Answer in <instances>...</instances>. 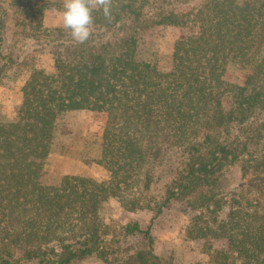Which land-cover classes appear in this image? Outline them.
I'll return each mask as SVG.
<instances>
[{
	"label": "trees",
	"instance_id": "16d2710c",
	"mask_svg": "<svg viewBox=\"0 0 264 264\" xmlns=\"http://www.w3.org/2000/svg\"><path fill=\"white\" fill-rule=\"evenodd\" d=\"M93 18L84 44L38 24L44 43L34 46L50 49L54 70L34 69L17 119L0 123V264H177L155 253L151 227L107 224L112 199L152 221L184 206L189 236L209 256L196 264H264V201L215 192L239 163L248 187L264 188V0H113L110 22L102 11ZM3 26L2 17L0 56ZM162 27L181 30L167 70L142 53ZM83 110L104 124L109 180L52 182L45 167L58 119ZM129 237L147 247L133 249Z\"/></svg>",
	"mask_w": 264,
	"mask_h": 264
},
{
	"label": "rangeland",
	"instance_id": "374dc122",
	"mask_svg": "<svg viewBox=\"0 0 264 264\" xmlns=\"http://www.w3.org/2000/svg\"><path fill=\"white\" fill-rule=\"evenodd\" d=\"M0 8L6 11L5 14L0 13L4 24L1 34L4 48L0 56V67L3 68L0 84V123H7L17 119L23 102L22 89L33 70H54V56L50 49L42 48L44 46L36 49L34 45L38 40L41 45L44 43V39L39 38V23L42 24V29L63 27V0H0ZM34 11L39 16L34 17ZM180 33L179 28L162 27L146 35L142 46L143 56L151 57L156 53L159 56L160 68L167 70L171 65L174 44ZM103 134L104 124L101 117L93 112L72 111L60 116L52 151L45 167L50 180L57 182L64 176H77L108 181L109 173L99 162ZM242 167L239 163L224 171L215 189L216 195L228 200L239 190L247 199L257 197L264 201V188L248 187L251 177L244 174ZM228 213L229 209L226 207L219 215L224 218ZM191 215L184 206L177 204L152 221V212H128L115 199L110 200L103 211L106 223L115 226L117 232L134 221L139 222L144 229L151 227L157 255L173 259L177 264L206 263L209 261L207 252L189 236ZM124 241L135 250L147 247V241L142 237H129ZM72 264L114 263H105L96 256H89L79 258Z\"/></svg>",
	"mask_w": 264,
	"mask_h": 264
},
{
	"label": "clouds",
	"instance_id": "9594fccd",
	"mask_svg": "<svg viewBox=\"0 0 264 264\" xmlns=\"http://www.w3.org/2000/svg\"><path fill=\"white\" fill-rule=\"evenodd\" d=\"M112 6L113 0H63V28L75 43L84 44L92 35L93 11H102L104 18L110 22Z\"/></svg>",
	"mask_w": 264,
	"mask_h": 264
}]
</instances>
